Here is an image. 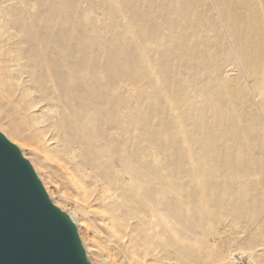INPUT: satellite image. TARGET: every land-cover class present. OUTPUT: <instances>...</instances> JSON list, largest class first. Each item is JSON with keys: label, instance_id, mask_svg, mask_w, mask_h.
Masks as SVG:
<instances>
[{"label": "bare ground", "instance_id": "6f19581e", "mask_svg": "<svg viewBox=\"0 0 264 264\" xmlns=\"http://www.w3.org/2000/svg\"><path fill=\"white\" fill-rule=\"evenodd\" d=\"M135 1L147 4L148 0ZM206 1L210 7L204 17L217 26L228 25V29L224 27L225 38L214 40L224 46V53L208 68L195 61L197 76L205 79L196 90H202L205 101L202 110L197 107L195 111L202 114L205 103L204 112L210 119L206 125L194 123L186 132L201 145L202 160H208L214 168L206 169L210 168L206 165L202 177L197 168L184 172L192 176L191 183L202 181V211L244 213L260 220L258 227L263 229L264 202L259 205L257 200L264 201V157L258 161L254 155L248 160L243 152L249 149L255 153L264 148V0ZM196 15L189 8L184 20ZM135 17L140 20L139 32L144 38L167 48L161 53L149 49L158 62H154V69L149 62L142 74L153 81L156 75L149 72L155 74L174 48L190 52L194 43L202 46V33L216 32L211 25L200 26L193 36L186 37L185 29L173 22L183 19L174 16L172 10L135 13ZM148 18H155L154 23L157 19L167 22L164 29L168 34H160L161 28L157 27L146 30L144 23L151 21ZM45 19L56 31V15L45 0H0V122L4 121L29 147L50 198L52 192L42 171L54 183L80 191L81 201L87 204L84 210L93 220L75 212L69 216L89 260L91 249H102L98 239L102 237L114 245L122 264H188L191 250H198L194 263L202 264L200 238L196 235L190 241L194 213L199 210L190 206L188 191L173 181L169 170L173 161L159 169L156 144L148 142L147 146L143 143L137 147L139 127H134L131 135V125L141 126L131 110V106H138L137 100L126 105L121 79L108 86L104 75L97 73L98 83L92 85L91 70L80 71L84 59L75 53H57V46L49 41L37 44L33 26ZM203 43L208 46L205 39ZM206 46L202 50L210 58ZM139 77V81L144 80V75ZM193 80L188 78L186 82ZM196 91L186 97L192 100L199 95ZM158 110L155 106L152 112ZM232 113L236 116L231 121ZM158 126L167 130L161 123ZM0 128L7 132L1 123ZM244 131L261 136L246 139ZM167 132L168 136L172 133L170 128ZM207 132L214 134L211 137ZM131 141L136 146L129 149ZM179 147L174 145V149ZM252 176L256 179H249ZM218 177L222 180L217 184ZM196 224L202 227L200 221ZM254 238L249 235L245 240L252 242ZM172 241L177 244L175 249ZM225 251L222 242L217 247L216 264H227ZM244 253L250 255L252 251ZM98 256V260L91 258L92 264H107L101 253Z\"/></svg>", "mask_w": 264, "mask_h": 264}, {"label": "rangeland", "instance_id": "374dc122", "mask_svg": "<svg viewBox=\"0 0 264 264\" xmlns=\"http://www.w3.org/2000/svg\"><path fill=\"white\" fill-rule=\"evenodd\" d=\"M45 1L46 5L54 10L58 27L56 31L50 29L49 19L38 21L39 25L35 24L32 32L36 37V43L42 46L44 41L46 43L49 41L52 46H57V53H75L79 58L84 59L80 65V71L87 73L91 70L92 85L98 83L96 81L97 73L104 75L108 86L114 85L118 79L122 80L126 105L131 106L136 100L138 102V106H131V110L138 116L137 120L140 121L141 126L135 124L130 126L131 135L134 127L140 128L141 137L137 147L143 143V146H147L148 142L156 144L154 153L159 169L163 165H167V161L168 163L173 161L169 164V170L174 176L173 181L180 183L188 191L192 197L190 206L199 210L194 213L195 224L192 223V226L195 225V227L191 228L194 233L190 235V241L196 235L200 238L202 264L217 263V247L222 242L226 247L224 260L227 264H234L235 255L243 258V264H264V228L258 227L260 220L244 213L234 214L231 211L222 213L218 210L202 211V181L199 184L191 183L192 176H188L184 172L190 168H197L202 177V168L206 165L210 167L206 169L214 168L208 160H202L201 145L192 140V134L186 132V128H191L196 122L198 126L206 125L210 119L204 112L207 106L205 103L202 114H197L195 111L197 107L202 110V103L205 101L202 90L196 91L202 86L205 79L197 76L198 67L195 61L202 62V67L208 68L220 53H224V46L222 47L214 40L220 37L225 38V28L228 29V25L224 26L225 28L221 24L217 26L204 17V12L210 7L206 0L205 2L204 0L202 2L200 0H148L147 4H140L135 0ZM189 8L194 9L197 15L192 16V20L185 21ZM168 10H172L174 16L183 19L184 22H173L181 29H185L186 37L193 36L200 26L211 25L216 32L209 30L206 35L202 33V46H206L203 39L208 41L206 47H209L210 58L204 54L200 43H194L190 52H185L183 47L174 48L170 57L161 64L155 74L152 71L149 72L151 76L156 75L153 81L148 75L147 78L145 74H142V71L144 73L147 71L145 68L149 67V62L153 66L152 69L156 68L154 62H158L157 59L153 60L149 49L152 48L161 53L167 48L165 44L151 42L152 40L149 41L140 34V20L135 17V13H156ZM148 19L151 21L144 23L146 30L157 27L161 28L160 34H168L164 29L168 27L167 22L157 19V23H154L152 20L155 18ZM225 42L227 43V39ZM129 44L131 45L129 46ZM127 46L129 47L127 48ZM226 49L229 50L228 45ZM183 66L184 68L180 71L179 69ZM140 75H144V80L140 79L139 81ZM188 78L194 80L186 82ZM194 91L199 93L197 97L192 100L186 97ZM155 106H158V112H152ZM235 113H232L231 121L236 116ZM0 123L8 133L2 128L0 131L20 148L24 157L31 161L34 170L38 173L33 165L35 157L30 153L29 147L21 142L22 138L4 121ZM159 123L164 125L165 129H171L170 137L167 135V130L158 126ZM126 124L127 120L125 119ZM242 133L246 139L261 136L257 133H248V131ZM205 134H210L212 137L214 132ZM137 139V137L134 138V140ZM121 141H123L122 136ZM130 143L129 149L132 145L136 146L134 142ZM175 144L180 146L179 149H174ZM263 151L264 148H259L253 153L247 149V153L243 152V154L248 160L255 155L259 157L258 161H261L264 157ZM145 159L147 160V157ZM257 170L261 172L260 169ZM42 176L51 189V200L60 209L68 214L75 212L83 219L93 220V217L84 210L87 204L81 201L78 189L71 185L63 187V185L54 183L44 171H42ZM218 178L215 180L217 184L222 180V177ZM259 178L263 179V175H260ZM249 179L256 178L252 176ZM262 202L264 201L261 199L257 200L259 205ZM262 220L264 221V216ZM199 221L202 223V227H197L196 223ZM87 234L91 238V230ZM249 235H255L252 242L245 240ZM98 239L102 241L103 247L101 249L95 246L97 250L91 249L88 253L90 260L91 258L93 260L100 259L98 255L101 253V257L107 260V264H122L121 256L116 253L114 245L102 237H98ZM84 241L86 246L89 245L85 239ZM172 245L175 249L177 244L172 241ZM249 250L252 251L250 255L244 253ZM197 251L191 250L188 264H195Z\"/></svg>", "mask_w": 264, "mask_h": 264}, {"label": "water", "instance_id": "95a60500", "mask_svg": "<svg viewBox=\"0 0 264 264\" xmlns=\"http://www.w3.org/2000/svg\"><path fill=\"white\" fill-rule=\"evenodd\" d=\"M0 264H92L69 214L1 131Z\"/></svg>", "mask_w": 264, "mask_h": 264}, {"label": "built area", "instance_id": "2783aa9c", "mask_svg": "<svg viewBox=\"0 0 264 264\" xmlns=\"http://www.w3.org/2000/svg\"><path fill=\"white\" fill-rule=\"evenodd\" d=\"M233 260H234L233 261L234 264H243V258L240 257L239 255H235Z\"/></svg>", "mask_w": 264, "mask_h": 264}]
</instances>
